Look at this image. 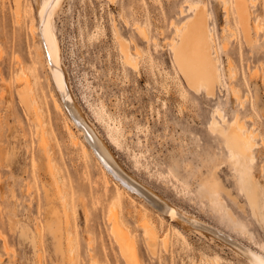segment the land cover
Instances as JSON below:
<instances>
[{
  "label": "rangeland",
  "instance_id": "1",
  "mask_svg": "<svg viewBox=\"0 0 264 264\" xmlns=\"http://www.w3.org/2000/svg\"><path fill=\"white\" fill-rule=\"evenodd\" d=\"M39 1L24 0L26 11L19 25L14 20L11 0H0V264L59 262L45 222L61 223L63 210L69 213L66 229L74 242V257L63 264H89V247L94 248L98 264H125L109 232L110 210L121 214L136 241L142 264H251L245 255L211 234L187 228L156 210L146 214L160 236L168 230L169 240L166 246L159 242L155 254L148 251L138 220V209L144 207V202L139 196L135 195L132 202L129 195H124L120 205L114 204L113 184L103 189L106 178L93 156L71 143L68 116L51 104L49 91L53 86L35 49H42L40 38L29 29ZM191 1L204 5L209 13L220 60L221 82L210 97L186 86L168 47L173 36L171 22L190 14L187 4ZM249 8L252 21L256 18L262 27L252 30L250 42L244 40L234 15L225 16L221 0H62L52 26L71 95L118 163L170 203L264 255V209L260 205L250 209L228 166L219 170L222 188L213 189L204 178L213 164L212 150H218L219 138L206 127L211 112L219 107L232 118L237 111L235 115L242 118L244 127L255 131L253 144H257L252 146L250 174L257 182L260 180L263 192L264 0H251ZM137 22L144 23L149 31L148 43L137 34ZM133 42L142 49L140 57ZM122 43H127L137 57L138 69L123 62L119 49ZM15 54L25 67L35 61L40 118L34 117L16 93L19 67ZM229 58L235 68L233 76L229 74ZM252 70L257 72L252 74ZM27 76L32 77L29 72ZM22 79L21 83L25 81ZM233 85L242 96V104L233 96ZM40 124H44L45 145L50 147L53 170L57 169L55 176L65 201L56 196V178L50 177L45 166ZM52 210L59 216L55 217ZM37 226L40 234L31 241ZM174 226L181 229L185 239L178 236ZM61 230L65 245L63 226Z\"/></svg>",
  "mask_w": 264,
  "mask_h": 264
},
{
  "label": "bare ground",
  "instance_id": "2",
  "mask_svg": "<svg viewBox=\"0 0 264 264\" xmlns=\"http://www.w3.org/2000/svg\"><path fill=\"white\" fill-rule=\"evenodd\" d=\"M250 1L251 0H221L225 16L228 17V15H234L240 25L242 36L246 42H250L252 40V30L256 31L257 28L261 27L256 18L255 20L253 19V21L251 19V11L249 8ZM61 2L62 0H41L37 3L34 14L32 13V5L27 2L29 12L33 14V17H31L29 22V29L33 36L34 32L37 33L41 42L42 49L35 46L36 54L42 58L47 69L49 81L53 86V89H50L49 91L51 104L57 111L64 113L65 117L68 116L67 118L71 120L82 135V139H80V135L73 129L68 119L69 123H67V130L70 134V141L73 145H79L85 154H91V156H93V159L100 168L102 175L106 178L103 182V189L105 190L108 183L111 182L113 184L114 194L111 196V199L115 202L114 204L117 203L120 205L121 200L124 199V195H129L132 202L134 201V198H137L136 196H139L141 199H138L143 201L144 204L146 203L147 206L143 204L144 207H142V209H138L140 214L138 220L141 222L143 227L145 244L148 251L155 254L156 245L160 242L166 246L167 240H169L167 239L169 234L167 232L168 230L160 236L154 223L146 214L148 210H156L160 216L167 215L187 228H193L199 232L211 234L212 237H215L216 239L229 245L235 249L236 252L245 255L251 264H264V255L258 251L250 248L224 230L182 210L160 196L148 186L144 185L142 182L138 181L118 163L111 153L110 147L99 137L93 127L86 122L84 115L68 88L62 65L59 40L53 31V16ZM187 5L190 14L184 15V17L177 22H171L173 36L169 38L168 47L171 53L172 61L178 69V72L180 73L186 86L196 92L201 90L204 95L210 97L214 95L216 85L221 82L222 78L217 45L208 20L209 13L204 9V5H201L197 1H191ZM11 6L13 9L12 13L14 14V20L20 25L23 22L26 4L24 0H11ZM180 13L181 15L185 14L184 9L181 8ZM143 25L144 23L138 25L137 22V34L140 38L146 41V43H148L151 36L148 33L149 31ZM227 29H229V27ZM115 31H117L116 28ZM117 39L118 38L116 37V40ZM117 41L120 43V40ZM137 44H134V50L136 55L140 57L142 49H140V46L138 47ZM224 46H226V41L223 42V47ZM119 49L123 52L125 60H123V62H125L129 67L138 69L139 61L137 57L133 56L129 51L127 43H122ZM14 58L17 66L19 67V72L15 75L16 81L18 82L16 93L25 107L29 109L37 119L42 113H39V82L35 74V61L31 60L28 67L26 66L29 69L28 72L32 76L29 77L27 76L28 72L25 73L26 67L23 64L21 57L18 54H15ZM227 63L229 74L233 76L235 74L233 62L229 58L227 59ZM255 72L257 71L252 70V74ZM22 78L25 80L23 83L20 82V80H23ZM232 93L233 96L242 104V96L239 94V90L235 88V85L232 87ZM240 103L239 105H241ZM236 114L238 115V113ZM234 115L232 118H228L219 107L213 108L211 112V117L208 120L206 127L211 134L216 135V137L219 138L217 141L218 150H212L213 164L209 167L208 174L204 178L209 181L213 189H220L223 185L219 170H221V168L225 165L228 166L232 169L231 177L235 179L238 192L243 195L250 209L253 210L257 205H260L264 209V182L261 185V188L263 189V192H261L259 187L261 183L260 180V183L257 182L258 179H256V181L250 174V169L252 168L250 166L253 160L252 146L257 144H253V135L255 134V131L253 132V130L249 128L250 126L248 127L249 129L245 128L244 123L241 120L242 118L240 119L237 115ZM41 127L40 128L42 130L39 132V142L42 145L40 150L45 156V166L48 170V174L50 173V177L54 175L56 178V180H54V177H52L55 181L56 196L62 198L60 200L65 201L63 195H61L62 189H60L57 182V175L55 176V171L57 172V169L55 170L54 168L55 171L53 170L52 157L49 151L50 147L45 145L47 135L44 130V124H42ZM231 198L236 200L235 195H231ZM62 204L63 206L66 205H64V202ZM240 206L242 207V204H240ZM116 207L117 206H115V209ZM51 212L55 214V217L59 216L56 210H52ZM68 214L69 213H66L64 210L62 211L61 223H51L48 220L45 222L46 228L50 231L54 240V252L57 253L55 258L61 261L56 262L55 264H63V262L65 263L67 260L70 262L74 257V242L66 229L70 220ZM119 214L113 210L108 212V218L110 220L109 232L116 244L117 252L125 264H142V256L140 257L138 246L135 243L136 241L133 240L131 236L132 233H129L124 226V221H122ZM58 220H60V218H58ZM62 226L64 233L66 232L64 235L65 245L61 242V236L63 233L61 230ZM173 230L178 234V236L185 239V235L181 229L174 226ZM24 233L26 232L23 231V234ZM39 234L40 228L37 226L34 233L31 234L32 236L30 240L32 241L33 238ZM87 252L89 264H98L94 248L89 247ZM103 253L104 251H102V254Z\"/></svg>",
  "mask_w": 264,
  "mask_h": 264
}]
</instances>
